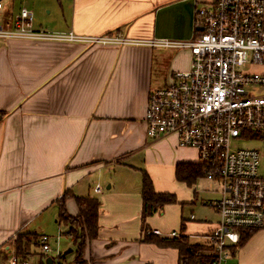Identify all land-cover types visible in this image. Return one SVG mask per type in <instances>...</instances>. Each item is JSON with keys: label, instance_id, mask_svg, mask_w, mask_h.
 <instances>
[{"label": "crops", "instance_id": "crops-1", "mask_svg": "<svg viewBox=\"0 0 264 264\" xmlns=\"http://www.w3.org/2000/svg\"><path fill=\"white\" fill-rule=\"evenodd\" d=\"M213 1L0 0V25L12 29L14 17L27 9L38 31L187 41L202 31L194 24L196 9ZM191 60L189 50L0 38L2 258L15 236L32 233L41 215L56 208L55 222L64 223L62 206L77 217L74 197L90 196L100 201V210L97 238L84 248L87 264H179L177 249L143 243V171L157 193H177L179 202L149 218V231L208 243L219 222L213 204L221 191L210 200L198 185L210 182L204 177L191 187L177 182V165L198 164L197 151L180 148L175 136L153 142L146 135L150 92L188 72ZM253 70L264 75V65ZM254 138L264 177V132ZM67 227L59 233L71 237ZM230 264H264V228L237 248Z\"/></svg>", "mask_w": 264, "mask_h": 264}, {"label": "built area", "instance_id": "built-area-1", "mask_svg": "<svg viewBox=\"0 0 264 264\" xmlns=\"http://www.w3.org/2000/svg\"><path fill=\"white\" fill-rule=\"evenodd\" d=\"M194 21L202 32L192 40H135L123 35L38 31L33 28V13L21 9L12 29L0 25V38L88 47L189 50L190 70L174 74L171 84L150 92L146 135L153 142L175 136L180 148L197 151L204 178L220 186L221 198L213 204L219 222L208 235L214 250L210 264H230V250L239 245L242 233L264 228L260 153L232 147L233 141L264 132V94L259 92L264 88V75L241 70L247 65L249 69L264 65V0H214L196 10ZM62 236L39 235L41 252L52 264H68L62 258L64 252L54 250L51 244ZM170 237L181 235L172 232ZM13 252L8 248V264H32L20 263Z\"/></svg>", "mask_w": 264, "mask_h": 264}, {"label": "trees", "instance_id": "trees-1", "mask_svg": "<svg viewBox=\"0 0 264 264\" xmlns=\"http://www.w3.org/2000/svg\"><path fill=\"white\" fill-rule=\"evenodd\" d=\"M142 173L143 207L141 221L144 234L143 243L158 247L177 249L179 252V264H210L214 258V250L209 247V243L205 245L191 243L187 237L182 235V233L180 234V238H162L147 233L149 229L146 222L149 218L162 213L167 206L177 205L179 202L175 194L157 193L148 173L145 171ZM204 174V167L199 163L178 164L176 167L177 182L185 183L189 187L193 186L197 180L203 178L205 176ZM66 198L67 195L62 198V201L64 202ZM74 199L79 208V215L75 218L69 217L65 207L62 206L59 221H65L68 226L70 225L69 234L71 235V238H73L74 244L77 247L73 264H87L83 259L84 248L87 241H92L97 238L99 232L98 217L100 201L90 196L74 197ZM254 232L256 231H244L241 235V241L238 247L244 246ZM16 237L17 238L13 244L16 256L20 263L31 262L32 264H44V261L50 258L41 252L38 243L39 235L36 233H21ZM36 249H39L40 251H36ZM231 250L233 255V253L236 252L237 247H234ZM66 257L67 256L62 255L64 261ZM3 258L0 256V260ZM80 258H82V262H79V260H81Z\"/></svg>", "mask_w": 264, "mask_h": 264}, {"label": "rangeland", "instance_id": "rangeland-1", "mask_svg": "<svg viewBox=\"0 0 264 264\" xmlns=\"http://www.w3.org/2000/svg\"><path fill=\"white\" fill-rule=\"evenodd\" d=\"M202 6H204V5H202ZM2 9H3V5H2ZM194 24H195V21H194ZM191 62H192V60H191ZM249 68L250 67L247 65L244 68H241V70H253L252 68L251 69H249ZM253 72H254V70H253ZM172 82H173V79L171 78V80L169 81L168 85L171 84ZM261 90H264V88L261 89ZM256 143H258V140H256L254 137L253 138H247V139L246 138L245 139H242L241 138L239 140L233 141L232 142V147H233V149H240V148L241 149H251L252 147L255 146ZM254 150H256V149H254ZM197 161H199L198 158L196 159V162ZM260 164H261V159H260ZM198 185L200 186V188H204L208 193H210L209 194V195H211V196H209V199L210 200H213V199L216 200V199H218L219 195L217 194V191L220 192L221 189L218 187L217 184H213V183L211 184L210 182L203 181L200 184L198 183ZM175 194H177V193H175ZM177 197H178V195H177ZM71 217H73V216H71ZM58 218H59V211H58V209H56V208L55 209H51L48 212H46L43 215H41L34 222V224L31 226L30 230H31L32 233H37L39 235H47V236H50V237H52V236L53 237H57L60 229L63 232H66V230L68 228L67 227L68 224L65 221H64L65 223H60V222L56 223L55 221H57ZM73 218H75V217H73ZM64 224H66V225H64ZM259 230H261V229H259ZM259 230H255V231H259ZM16 238L17 237L15 236L14 239L11 241L12 244L10 243L11 246H12L11 250L14 251L13 252L14 254H16V252H15V247H14V244L13 243H14V241H15ZM51 244H52V247H53L54 250L60 249L61 251L65 252L68 249H73L74 252L72 254L68 255L66 257V259H65L66 263L73 264V261H74L75 256H76V250H77V247L74 244L73 238L69 237L68 235H63L62 238L60 239V241L58 243L57 242H52ZM11 246H9L8 248H10ZM209 247L212 248L211 245ZM237 248H238V246H237ZM36 251H40V250L39 249H36ZM63 256H64V253H63ZM231 256H232V250H231ZM7 258H8V249H7V251H5V258H4V260L2 259L1 264H8V259ZM80 259L81 260H79V262L80 261L82 262V258H80ZM83 259H84V256H83Z\"/></svg>", "mask_w": 264, "mask_h": 264}, {"label": "water", "instance_id": "water-1", "mask_svg": "<svg viewBox=\"0 0 264 264\" xmlns=\"http://www.w3.org/2000/svg\"><path fill=\"white\" fill-rule=\"evenodd\" d=\"M73 252H74L73 249H68L67 251L64 252V256H68L72 254ZM47 264H52V260L50 258L47 260Z\"/></svg>", "mask_w": 264, "mask_h": 264}]
</instances>
